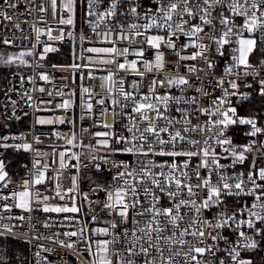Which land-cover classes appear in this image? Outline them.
<instances>
[{
    "label": "built area",
    "instance_id": "built-area-1",
    "mask_svg": "<svg viewBox=\"0 0 264 264\" xmlns=\"http://www.w3.org/2000/svg\"><path fill=\"white\" fill-rule=\"evenodd\" d=\"M117 8L115 16H105L100 19L99 14L107 11L112 0H93L91 5L92 14L89 15L88 0H77L76 15L72 24L61 23V19H67V10L64 8V0H56V7L53 9L52 0H0V13H5L11 19H4L0 15V39L8 40L5 43L13 50L20 52H31V55L23 57L26 63H21L19 59L14 60L19 71H11L6 74L0 87V160L4 162V170L7 177L0 181V197L7 196L9 199H0V233L10 237L23 240L27 244L28 257L22 264H91L96 257L98 242L101 240L113 239L119 234L120 241L110 246L109 257L113 264H119L124 257L125 249L128 246L126 240H131L129 236H123L124 227L133 228L131 219L128 224L120 225L119 218L114 212L105 209L103 204L107 202V192L114 190L117 181L113 177L117 175V168L113 164L124 162L130 164L132 168L141 165L136 161L152 159L159 163L164 160H171L168 157H136L126 153H113L111 149L123 147V144H116L112 137L96 136L97 132H112L116 135L129 137L127 131L131 121L129 116L136 117V123L141 131L147 125L146 121L139 119V113H134L132 108L136 102L141 100L143 95H149L150 103H157L152 92L153 81H163V86L157 83L155 95H169L180 97V103L174 100L169 101L167 109L163 104H159L160 110L170 118L181 120L182 112L176 109L187 110V118L191 125L203 126L210 119L209 116L200 111L201 108H213V101L224 96L227 89L230 95L227 97L229 103L224 107H235L240 117L255 118L257 127L264 129V119L257 116L247 115L243 112L244 102L255 95L260 94L259 81L264 79V69L260 68V61L264 60V41L260 39V33L254 34L258 41L256 50L249 56L251 68L245 75L243 66L233 67L232 75H226L225 69L233 65L232 56L235 55L233 49L237 47L235 43L225 45L220 55L217 45L213 43L212 37L219 36L225 29L219 24V14L232 16L227 10V5L216 7L211 12L213 26L203 25L198 19L202 13H197L196 18L187 16L181 17L179 13L173 14L171 29L153 27L145 29H131L129 25L139 26L150 22L149 17H155L157 23H165L161 19V13L157 11V0H116ZM178 2V0H171ZM194 10L198 0H189ZM14 4L15 7L10 5ZM203 7V5H200ZM131 7L137 8V14L133 15L129 10ZM43 9V10H41ZM147 14V15H146ZM188 20L183 24L184 32L191 30L192 25L201 24L204 31L196 37H189L176 30V26L181 21ZM243 18L237 17L236 23H242ZM123 26V27H121ZM140 31L144 35L136 36L134 33ZM176 32L175 35H171ZM127 38H120V34ZM107 34V35H106ZM160 35L166 39H171L175 44L174 49L161 43L159 49H155L147 44V36ZM245 33V36H248ZM62 37V38H59ZM83 37V39H82ZM233 40L235 37L232 38ZM203 44L207 47L202 55L196 59L190 57L201 51L200 48L191 45ZM117 49L116 53H94L87 51L90 48H112ZM45 48L55 49L45 53ZM124 49H128L126 55H120ZM143 50V55L137 52ZM157 52L163 54V68L155 67ZM181 57H184L183 59ZM113 60L114 63H103L102 61ZM136 62V69L131 68V62ZM146 62L152 64V70L147 69ZM213 65L208 67V63ZM125 63V69H120L119 65ZM77 64L81 67L72 68ZM88 65V67H84ZM194 68L195 71H190ZM255 70V71H254ZM112 74L111 80L107 79ZM42 75H47L48 79H41ZM185 77L189 83L187 85L174 84L169 86V78ZM224 84H220V80ZM231 81H236L237 89L231 88ZM251 85V87H248ZM111 88V92L109 91ZM43 89V91H40ZM84 89H88L87 92ZM132 93L131 99H126L121 94ZM235 93V95H231ZM246 96V98H244ZM195 98V103L192 99ZM71 101L67 109L59 107L64 101ZM104 103L101 104L100 101ZM115 102V103H114ZM92 104V109L87 108ZM103 113V115H102ZM149 116H154V112H149ZM218 117H212L216 119ZM39 120H52L50 124H40ZM61 120L63 122H61ZM159 126H165L166 121H154ZM112 125L105 128V124ZM188 125L176 124V129H182ZM173 130V129H170ZM135 131V130H134ZM251 132L250 125H234L228 129L227 136L231 138L234 146H241L256 141L252 152H246V160L235 166L232 165V158H222L220 163L225 166L224 174L235 176L244 173L245 179L250 170L258 172L264 168V133H258L255 137L246 135ZM138 135V134H137ZM190 138L201 141L208 138L209 144L216 148L218 155L225 156L223 150L215 145L212 133H186ZM167 139V134H162ZM3 137H8L4 140ZM14 137V138H13ZM39 138V142H37ZM73 140L69 144L68 140ZM108 139L110 148H105L99 141ZM9 145L4 147L3 145ZM30 144L31 150L17 148L16 145ZM197 150L196 147L184 144L177 146L176 150ZM39 153V155H38ZM64 153V167H61L60 154ZM107 157V162L100 159ZM185 158H180L182 163ZM36 161L39 165L35 166ZM200 158L193 157L190 161L188 171L189 181L195 185L198 183L192 174L199 164ZM99 163L101 167L96 168ZM46 166V167H45ZM43 171L45 179L41 184H33L31 181L35 176ZM119 171H124L120 168ZM206 169H200L201 177L207 175ZM29 181V191L32 193L30 199V209H21L15 206L16 198L12 197L13 192L24 190V181ZM218 182V174L212 176V183ZM122 184V181L119 182ZM234 183V181H233ZM257 183L264 181L257 180ZM248 184L247 188H252ZM175 191V186L172 188ZM197 195L189 197L186 189L180 193L175 202L179 199H191L199 206L207 195L203 188L194 189ZM39 193V196H37ZM59 193V195H57ZM47 197V199H45ZM143 200V196H141ZM222 204H213L210 208H201L197 214L191 205L181 208V215L186 221L215 222L222 211L231 215L243 203L249 205L254 197H222ZM173 203L166 195H162L161 207H168ZM7 204L10 207L4 208ZM49 207H71L75 205L79 211L72 213L45 212L44 206ZM147 206V205H146ZM258 211V209H257ZM23 217V219H21ZM95 217V219H93ZM239 218V217H238ZM116 220L118 227L112 229L111 221ZM144 221H141V226ZM180 229L188 227L185 221L178 222ZM204 227V225H201ZM190 229L191 230H194ZM234 227V226H233ZM256 227H264L257 223ZM98 228H108L109 234L95 232ZM83 230V234H81ZM210 229H206L208 231ZM220 231L229 241H235L237 233L231 229L214 230L215 235ZM76 232V236H68L66 233ZM248 235L254 236L258 241L256 249L241 248V258L252 260L253 264H264V236L255 235L253 230H247ZM171 226L164 235H171ZM179 232H177V237ZM183 239L189 242V246H203L215 244L219 249L227 247L223 240L216 242L208 238L204 239V244L197 243L196 238L186 235ZM60 241L67 245L74 246L68 248L62 246ZM89 245L91 251H89ZM161 247H166L161 244ZM179 247V246H173ZM119 253V256L114 255ZM154 256L157 255L154 251ZM167 251L165 256L169 255ZM206 264H218L220 259H225L229 264L227 255L223 251H216V256L206 254L203 258ZM0 264H14L6 261ZM135 264H144V257L135 259Z\"/></svg>",
    "mask_w": 264,
    "mask_h": 264
},
{
    "label": "snow or ice",
    "instance_id": "snow-or-ice-1",
    "mask_svg": "<svg viewBox=\"0 0 264 264\" xmlns=\"http://www.w3.org/2000/svg\"><path fill=\"white\" fill-rule=\"evenodd\" d=\"M7 3V0H5ZM74 0H66L64 3V8L72 13ZM89 3V15L91 12V5L93 0H88ZM158 8L157 11L161 13V19L165 23H157L155 17H149L150 22L139 26L137 24H131L129 27L131 29H138L143 27L145 29H151L155 27H167L171 29L173 25L167 23L173 20V14L179 13L181 17L185 14L189 17L196 18L197 13H202L199 15L198 19L203 25L213 26V18L211 17V12L216 7H223L227 5V10L233 15L227 16L223 12L219 14V24L225 29L218 37L213 36V43L217 45L216 51L223 55L221 49L230 43H235L237 47L233 49L235 55L232 56L233 65H230L225 69L226 75H232L233 67L243 66L245 69L244 74L250 75L247 69L251 68L252 65L249 63V56L256 50L258 41L254 34L259 32L261 41H264V0H198L195 10L190 4L189 0H178V2H171V0H157ZM203 5L201 7L200 5ZM15 7L14 4L10 5ZM53 9L56 7V0H52ZM117 8L116 0H112L109 9L103 13H100V19L103 20L105 16H115V9ZM43 10V9H41ZM133 15L137 14V8L131 7L129 10ZM4 16V19H11L5 13H0ZM147 15V14H146ZM243 18L242 23L237 24L236 18ZM61 23L72 24L73 18L71 15L67 19H61ZM189 23L188 20L181 21L180 25L176 26V30L183 33L189 37H196L197 34L204 31L201 24H194L191 30L184 32L183 24ZM123 27V26H121ZM248 33V36H245ZM176 32H172L171 35H175ZM107 35V34H106ZM136 36L144 35L140 31L134 33ZM235 37L233 40L232 38ZM62 38V37H59ZM120 38H127L120 34ZM83 39V37H82ZM147 44L155 49H159L161 43H165L168 48L174 49L175 44L171 39H166L164 36L152 35L147 36ZM5 43H10V41L5 40ZM194 46L201 49V51L194 53L190 58L196 59L197 56L203 54L207 51V47L203 44H196L192 41L191 45H185L184 47ZM52 48H45V53L49 51H54ZM87 51L94 53H116L117 49L112 48H90ZM128 49H124L120 55H126ZM25 55H31V52L25 53L21 52L19 57H9L6 63H12L14 60L19 59L21 63H26L23 57ZM137 55L142 56L143 50L137 52ZM182 59L184 57H181ZM103 63H114L113 60L102 61ZM164 57L163 54L157 52L155 58V67L163 68ZM131 68L136 69V62H131ZM147 69L152 70V64L146 62ZM213 65L211 62L208 63V67L211 68ZM72 68L81 67L80 65L73 64ZM88 67V65H84ZM126 64L121 63L119 65L120 69H125ZM260 68L264 69V60L260 61ZM190 71H195L194 68ZM255 71V70H254ZM112 74L110 73L107 79L111 80ZM41 79L47 80V75H42ZM159 83L163 86V81H153V87L150 90L154 96L157 103H150L149 95H143L139 102H136L132 108L134 113H139V119L146 121L147 125L143 127L141 131L140 126L136 123V117L129 116L131 121L130 126L127 127V131L131 134L129 137L123 135H116L112 132H97L96 136L102 137H112L116 144H123V147L113 148L111 152L113 153H126L136 157H168L171 160H164L162 162H155L152 159H147L146 162L142 160H137L136 163L141 166L138 168H132L130 164L120 162L118 164L114 163L113 167L117 168V175L113 177L114 181H117V186L112 191L107 192V202L103 204L105 209L111 210L119 218L120 225H127L129 220L133 224V228L129 229L124 227L123 236L125 238L131 236V240H126L127 247L125 249L124 257L119 261V264H135V259L137 257H144V264H206L203 259L206 254H211L213 257L216 256V251H223L227 255V260L229 264H253L252 260L241 258L240 249H256L258 247V241L254 236L248 235L247 230H253L255 235L264 236V227H256L257 223L264 226V183H257V180L264 181V168H260L257 171L250 170L247 173L246 179L244 173H238L235 176H228L224 174L225 166L220 163L222 158L226 159L228 157L232 158V165L235 166L237 163L242 164L246 160L245 153L253 151V145L256 141H252L249 144L234 146L231 138L227 136L228 129L234 125H250L251 132L246 133V135H251L255 137L258 133H264V129L257 127V122L255 118L240 117L237 114L235 107H227L224 105L228 104L229 101L227 97L230 95L227 89L224 90V96L217 98L213 101V108H201L200 111L210 117L208 121L205 122L203 126L201 125H191V121L187 118V110H182L177 108V112H182L181 120H176L175 118H170L165 115L164 112L160 110L159 104H163L164 108L167 109L169 101H175L177 104L180 103V97H173L169 95H155V87ZM169 86L174 84L187 85L189 81L181 76L179 78H169L167 81ZM220 84H224V80H220ZM231 88L237 89L238 84L236 81H231ZM259 91L261 95H264V79L259 81ZM251 87V85H248ZM43 91V89H40ZM85 92L88 89H84ZM111 92V88H109ZM121 94L126 99L132 98V93L124 92L121 89ZM235 95V93H231ZM246 98V96L244 97ZM192 103H195V98L192 99ZM101 104L104 103L103 100L100 101ZM115 103V102H114ZM71 101H64L59 107L67 109L70 107ZM87 108L92 109V104H88ZM149 112H154V116H149ZM103 115V113H102ZM212 117H218L212 119ZM164 120L166 121L165 126H159L158 123L154 121ZM52 120H39L40 124H50ZM61 122H63L61 120ZM176 124L188 125L182 129H176ZM105 128H111L112 125L105 124ZM173 129V130H170ZM135 130V131H134ZM212 133L215 139V145L220 147L225 153L224 157L218 155L216 148L209 144V139H203V146L200 147L201 141L190 138V136L185 135L186 133ZM138 134V135H137ZM162 134H167V139L162 136ZM14 138V137H13ZM7 140L8 137H3ZM39 142V138H37ZM68 143H73V140H68ZM99 143L105 148H110V142L108 139L99 141ZM184 144L192 145L197 148V150H176L177 146L183 147ZM4 147H9L5 144ZM17 148H23L25 150H31L30 144L16 145ZM39 155V153H38ZM64 153L60 154L61 167H64ZM185 158L182 163L178 162L180 158ZM193 157H199L200 162L193 171V175L196 177L198 183L195 185L191 184L189 181L188 171L190 169V161ZM100 159L107 162V157H100ZM39 165V161H36L35 166ZM96 168L99 169L101 165L97 163ZM46 167V166H45ZM5 165L2 160H0V181H4L7 177V172L4 170ZM120 168H124V171H119ZM200 169H206L207 175L201 177ZM218 174V182L212 183L213 174ZM45 179V173L40 171L35 178L31 181L33 184H41ZM122 181V184L119 182ZM234 181V183H233ZM252 184V188H247L248 184ZM173 185L175 186V191L172 190ZM29 181H24V190L20 192H13L12 197L16 198L15 206L21 209H30V199L32 193L29 191ZM203 188L207 195L202 200L201 204L197 206V202L191 199H179L178 202L176 198L185 189L189 197L197 195L194 189ZM59 195V193H57ZM162 195H166L170 201H173L168 207H161ZM39 196V193H37ZM143 196V200H141ZM241 197V196H251L254 197L253 202L249 205L247 202L243 203L236 211L231 215H228L226 211H222L216 218L215 222L212 221H201L197 218L193 221H186L185 216L181 215V208L191 205L195 208L197 214H199L200 209H208L214 203L222 204L224 201L222 197ZM0 199L7 200L9 197L4 196ZM47 199V197H45ZM147 205V206H146ZM10 206L5 204L4 208L8 209ZM258 209V211H257ZM43 211L45 212H63L75 213L79 209L73 205L71 207H49L44 206ZM239 217V218H238ZM23 219V217H21ZM95 219V217H93ZM144 221L141 226V221ZM185 221L188 227L180 229V224L178 222ZM110 223L112 229L118 227V222L113 220ZM201 225H204L202 227ZM169 226H171V235H164L165 232L169 231ZM191 230L190 229H193ZM234 226V227H233ZM206 229H210L206 231ZM231 229L237 233V238L235 241H229L220 231H217L215 235L212 234L214 230ZM95 232L102 233L104 235L109 234L108 228H98ZM177 232L179 236L177 237ZM83 234V230H81ZM68 236H76V232L66 233ZM191 235L196 238L197 243L204 244V239L208 238L213 242L218 240H223L227 247L219 249L215 244H209L206 247L191 245L189 242L183 239L184 236ZM119 234L114 235L111 241L105 239L98 242V247L93 255L96 257L91 264H113V260L109 257L110 246L119 243ZM166 247H161V244ZM62 246L72 248L74 245L69 243L64 244V241H60ZM179 247H173V246ZM89 251H91V246L89 245ZM153 251L157 255H153ZM170 253L165 256V252ZM114 255L119 256V253H114ZM215 264V260L212 262ZM218 264H226L225 259H220Z\"/></svg>",
    "mask_w": 264,
    "mask_h": 264
},
{
    "label": "trees",
    "instance_id": "trees-1",
    "mask_svg": "<svg viewBox=\"0 0 264 264\" xmlns=\"http://www.w3.org/2000/svg\"><path fill=\"white\" fill-rule=\"evenodd\" d=\"M7 73L3 75L2 79L6 77ZM243 106V112L245 114L257 116L261 119H264V97L255 95L252 98L247 99L244 102ZM0 246V253H3L6 262L14 264L23 263L24 259H22L18 254L21 250H27V244L25 241L8 236V238L0 240ZM0 262H2L1 259Z\"/></svg>",
    "mask_w": 264,
    "mask_h": 264
},
{
    "label": "rangeland",
    "instance_id": "rangeland-1",
    "mask_svg": "<svg viewBox=\"0 0 264 264\" xmlns=\"http://www.w3.org/2000/svg\"><path fill=\"white\" fill-rule=\"evenodd\" d=\"M65 2L66 0H64V3ZM76 10H77V0H74L72 13L67 12L65 17L68 18V16L71 15L72 18H74L76 15ZM20 53H21L20 51H16L8 47L5 44V42L0 39V83L5 73L21 70L19 67L15 66V64L13 63L14 61L12 63H6L9 57H19ZM0 121H1V109H0ZM5 238H8V235L0 233V240L5 239ZM0 249H1V246H0ZM0 255H1L0 257L1 261H6L3 253H0ZM18 255L21 256V258L24 259V261H26L28 257V252L27 250H21L19 251Z\"/></svg>",
    "mask_w": 264,
    "mask_h": 264
},
{
    "label": "crops",
    "instance_id": "crops-1",
    "mask_svg": "<svg viewBox=\"0 0 264 264\" xmlns=\"http://www.w3.org/2000/svg\"><path fill=\"white\" fill-rule=\"evenodd\" d=\"M3 80H4V79L1 80L0 87H1V85H2V83H3Z\"/></svg>",
    "mask_w": 264,
    "mask_h": 264
}]
</instances>
